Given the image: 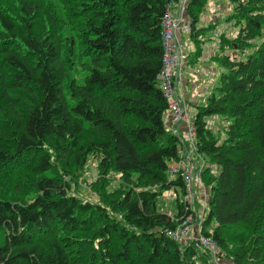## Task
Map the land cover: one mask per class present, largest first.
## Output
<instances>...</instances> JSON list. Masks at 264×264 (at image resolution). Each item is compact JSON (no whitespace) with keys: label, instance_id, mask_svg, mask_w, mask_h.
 Wrapping results in <instances>:
<instances>
[{"label":"trees","instance_id":"1","mask_svg":"<svg viewBox=\"0 0 264 264\" xmlns=\"http://www.w3.org/2000/svg\"><path fill=\"white\" fill-rule=\"evenodd\" d=\"M178 1L0 0V264H213L168 235L195 211L158 207L167 190L187 194L169 171L190 142L167 126L158 79L162 20ZM207 1L186 9L194 42ZM231 1L240 30L219 44L221 76L205 100L189 99L198 152L218 167L201 174V233L228 262L264 264V0ZM212 116L230 122L223 142ZM91 156L102 178L121 175V196L69 194L57 168L70 177Z\"/></svg>","mask_w":264,"mask_h":264},{"label":"rangeland","instance_id":"2","mask_svg":"<svg viewBox=\"0 0 264 264\" xmlns=\"http://www.w3.org/2000/svg\"><path fill=\"white\" fill-rule=\"evenodd\" d=\"M234 11V4L231 0H208L203 12L199 15V23L196 31H194V36H196L195 39L197 41L194 42L190 37V24L188 19L187 24L189 30L183 32L184 36H179L184 58L180 69L178 89L180 95L186 100L192 120L195 110L187 102V99L189 98L193 101L197 96H200V99H204L206 97L205 95L210 93L221 76L220 73L222 71L220 62L218 61V54L220 52V49H218L219 44H221L225 37H237L240 30V21L235 19ZM224 51L222 53L223 56L229 55L231 59H235L251 54L252 48H249L245 54L235 52L233 49H226ZM207 121L214 136L219 139V142H223L227 137L226 132L230 122L220 116H212ZM166 124L168 127L170 126L169 112L166 117ZM182 126L178 128L182 130ZM184 136L187 138L186 132ZM183 151L184 149L181 150L180 148L182 155ZM196 162L200 165L199 170L205 164L212 171H218V167L211 163L209 157L199 152L196 156ZM71 164L72 167L69 171L73 173L70 177H65L64 171H61L60 168H57V177L62 178L69 185L70 195H74L82 201L99 204L100 202H104V198L109 199L113 195L121 196L126 190L127 185L122 181L121 175L113 173L106 178H102L99 175V161L95 157L91 156L86 165L80 170L76 169L73 162ZM196 190L197 194L194 196L193 201L191 199L187 201L186 195H184L182 190L175 189L165 191L158 200L159 209L172 216L177 215L180 201L183 200L184 203L186 202L189 205L188 207L195 211V215L193 214L191 216L190 222L180 227L182 229H190L192 234H197L199 229L203 227L204 220L209 211V187L203 181L200 186L196 187ZM200 191L203 193L199 194L198 192ZM79 235L83 236L82 233ZM88 238L92 239L91 234ZM180 243L182 246H186L187 244L186 241L182 240H180ZM194 262L195 264H209L204 257L200 256ZM228 264L233 263L228 262Z\"/></svg>","mask_w":264,"mask_h":264},{"label":"built area","instance_id":"3","mask_svg":"<svg viewBox=\"0 0 264 264\" xmlns=\"http://www.w3.org/2000/svg\"><path fill=\"white\" fill-rule=\"evenodd\" d=\"M190 0H179L177 3L170 4L168 10L162 20V42H163V62L162 69L158 79L161 89L167 97L169 103V122L170 128L174 131H180V124L186 128V136L190 142L189 149L183 151L182 158L171 165L170 176L180 175L186 184L187 201L194 200L197 194L196 187L203 182L202 171L208 165H200L196 162L198 147L196 143V129L191 119L186 100L180 95L178 84L180 78V69L182 66L183 48L180 45L179 36L184 31L189 30L187 19H183V10L188 6ZM182 12H181V11ZM199 194L203 192H198ZM191 209V208H190ZM193 215V214H192ZM191 215V216H192ZM191 216L184 222H190ZM183 225V224H182ZM168 235L180 242L186 241L187 244L196 243L198 247L209 255L213 264H228L224 260L223 252L219 243L212 237L205 236L201 233V228L197 234H192L190 229H182L179 227L176 231L168 232ZM186 244V245H187Z\"/></svg>","mask_w":264,"mask_h":264},{"label":"crops","instance_id":"4","mask_svg":"<svg viewBox=\"0 0 264 264\" xmlns=\"http://www.w3.org/2000/svg\"><path fill=\"white\" fill-rule=\"evenodd\" d=\"M187 9V8H186ZM186 9L185 10H183L184 12H183V14H184V16H183V19H186L187 18V11H186ZM181 11V10H180ZM182 12V11H181ZM180 36L182 37V36H184V34L183 33H181L180 34ZM191 100V99H190ZM198 100H201L200 99V96H197V98L195 99V100H191L192 101V103H195L196 101H198ZM205 100V99H204ZM187 102L190 104V102H189V98L187 99ZM169 124H170V122H169ZM171 125V124H170ZM181 125H183V124H180V126ZM179 126V127H180ZM178 128V127H177ZM180 130V132L182 133V135L184 136V134H185V132L187 131V128L183 125L182 126V130L181 129H179Z\"/></svg>","mask_w":264,"mask_h":264}]
</instances>
